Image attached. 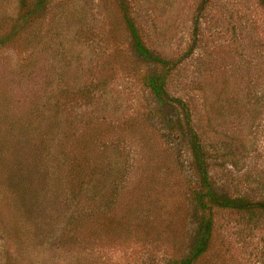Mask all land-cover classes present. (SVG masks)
<instances>
[{"label":"rangeland","instance_id":"1","mask_svg":"<svg viewBox=\"0 0 264 264\" xmlns=\"http://www.w3.org/2000/svg\"><path fill=\"white\" fill-rule=\"evenodd\" d=\"M127 2L144 46L175 62L165 90L181 106H156L143 78L163 69L131 50L110 0H48L13 46L0 47V167H21L29 190L37 195L46 185L49 199L35 214L46 237L27 232L18 244L27 264L183 258L201 218L192 205L199 179L184 111L216 193L264 201V7L259 0ZM17 4L0 0V34ZM80 91L87 94L73 96ZM74 183L86 186L87 199L66 194ZM81 215L88 221L78 232L66 219ZM211 218L212 241L195 264H264L262 213L213 210ZM7 219L0 264L1 249H14L3 241L11 235ZM64 236L77 245L60 243Z\"/></svg>","mask_w":264,"mask_h":264},{"label":"trees","instance_id":"2","mask_svg":"<svg viewBox=\"0 0 264 264\" xmlns=\"http://www.w3.org/2000/svg\"><path fill=\"white\" fill-rule=\"evenodd\" d=\"M110 1L119 13V17L126 28L129 35L131 50L145 63H149L163 69L162 73L148 74L143 78L144 84L150 91L156 106L159 108L167 106L170 108H176L177 106H181L182 101L177 98L170 97L165 90L166 76L175 62L152 54L144 46L142 37L138 33L136 25L134 24L133 13L129 9L127 0ZM47 2L48 0H35L34 2L18 0V13L14 21H12L9 25L8 29L4 33L0 34V47L8 44L13 46L22 34L21 30L32 20L40 16L43 9L47 5ZM259 2L264 7V0H259ZM187 54L189 53L187 52ZM83 92L80 91L79 93H75L73 96H82ZM84 94H87V91H85ZM184 119L185 128H187L188 146L192 155L194 170L199 179V189L193 194L192 205L193 209L201 213V218L196 230V235L194 236L189 250L183 258L174 264H195L198 258L207 251L210 242L212 241L213 223L211 215L213 210H228L254 217L256 213H262L264 215V201L258 199L250 200L240 197L230 198L226 195L216 193L209 180L207 157L200 147L198 140L199 137L188 125L189 118L188 115H186V111H184ZM0 176L3 177V182H0V200L3 201V209L0 212V220L8 218L6 220L8 221L7 223L12 224L11 235L8 236V234L4 232L3 241L8 246L10 243L14 245V249H12V251L7 247H3L1 249L3 262L4 264H17L18 262V264H27L24 260H22L23 249L18 244L20 243L23 246L24 243H27V232L33 234L35 237H46V235L42 233L45 223L42 220L35 219V214L42 211L39 209L40 203L42 206L43 203L46 205L49 204V199L43 197L45 190L42 188L46 187V185H43V187L38 190L39 193L37 195L34 194L32 189L29 190L30 187L23 183L24 175L23 170L21 171V167L8 166L7 163L6 165L0 167ZM86 192V186H83V184L75 185L74 183L67 188L66 194H73L76 196V201H78L80 198L85 199ZM66 199L70 201L69 197ZM72 215L73 213L70 216ZM50 218L51 215H48L47 225L49 224ZM22 221L26 224V226L21 227ZM66 221L72 229H78L79 232L80 229H82V226L84 227L87 224L88 219L86 220L85 217L81 215L79 219L76 217H68ZM1 223L2 222H0V226L2 225ZM21 229H24L25 232H22ZM39 232H41L42 235H39ZM63 238L65 240L61 239L60 243L66 247H73L74 245H77V237L69 239L64 236ZM80 242H85L84 238Z\"/></svg>","mask_w":264,"mask_h":264}]
</instances>
